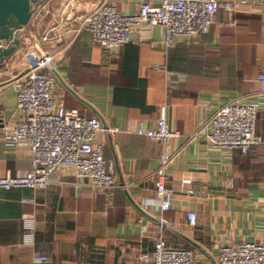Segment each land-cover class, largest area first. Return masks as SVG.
Returning <instances> with one entry per match:
<instances>
[{
    "label": "crops",
    "instance_id": "crops-1",
    "mask_svg": "<svg viewBox=\"0 0 264 264\" xmlns=\"http://www.w3.org/2000/svg\"><path fill=\"white\" fill-rule=\"evenodd\" d=\"M103 1L45 0L35 7L20 47L0 70V178L31 169L28 149L5 136L19 119L26 46L39 43L71 90L57 79L55 96L100 121L96 144L114 166L119 188L96 192L75 185L73 173L63 170L45 190H0V264H135L141 256L152 258L160 237L172 249L214 263L227 244H264V109L257 120L263 144L247 155L195 136L226 104L264 106V0H247L234 15L221 10L208 34L169 47L163 29L145 30L141 44L125 45L116 56L81 30ZM113 1L122 14L138 11L136 0ZM163 110L181 135L167 172L173 190L168 212L161 210L153 178L162 145L137 134L140 126L156 127ZM185 179L193 181L190 187ZM190 213L197 216L193 228Z\"/></svg>",
    "mask_w": 264,
    "mask_h": 264
},
{
    "label": "built area",
    "instance_id": "built-area-1",
    "mask_svg": "<svg viewBox=\"0 0 264 264\" xmlns=\"http://www.w3.org/2000/svg\"><path fill=\"white\" fill-rule=\"evenodd\" d=\"M136 1L137 12L122 14L117 2L104 0L91 11L81 30L90 33L101 48L116 56L125 45L141 44L145 30L163 29L167 47L180 39L208 34L221 10L234 15L248 3L247 0L224 3L218 0H160L158 6H153L147 0ZM43 41L48 40L44 37ZM26 47L25 69L18 86L19 119L7 130L5 140L28 149L31 169L24 175L8 174L0 178V190H45L56 183L57 175L63 170H70L75 185L112 194L119 185L114 166L104 159L103 146L96 144L97 135L103 130L100 121L68 109L65 102L55 96L57 78L51 72L55 70L54 58L42 51L39 43H29ZM261 79L264 81V77ZM263 107L241 102L226 104L195 136L203 137L216 149L239 150L247 155L252 148L263 144L257 131L258 115ZM137 134L162 145V157L153 178L161 210L168 212L172 207L173 190L167 187V172L175 158L173 142L181 135L170 127L165 110L156 127L140 126ZM183 183L190 187L193 181L185 179ZM187 193L193 195L194 191ZM188 224L192 228L196 226L194 213L188 215ZM35 261L42 263L47 258L36 256ZM135 264H264V244H227L220 249L214 263H203L193 251L172 249L167 239L160 237L152 258L141 256Z\"/></svg>",
    "mask_w": 264,
    "mask_h": 264
},
{
    "label": "water",
    "instance_id": "water-1",
    "mask_svg": "<svg viewBox=\"0 0 264 264\" xmlns=\"http://www.w3.org/2000/svg\"><path fill=\"white\" fill-rule=\"evenodd\" d=\"M43 2L45 0H0V70L5 60L20 47L22 32L31 23L35 7ZM38 54L42 57L40 52ZM51 72L64 88L71 91L55 70L51 69Z\"/></svg>",
    "mask_w": 264,
    "mask_h": 264
}]
</instances>
